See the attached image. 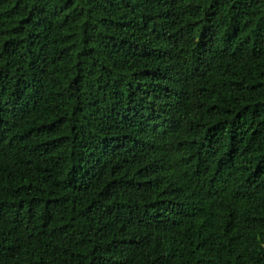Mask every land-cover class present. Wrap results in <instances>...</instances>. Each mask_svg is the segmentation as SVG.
Masks as SVG:
<instances>
[{
  "label": "trees",
  "instance_id": "16d2710c",
  "mask_svg": "<svg viewBox=\"0 0 264 264\" xmlns=\"http://www.w3.org/2000/svg\"><path fill=\"white\" fill-rule=\"evenodd\" d=\"M0 264H264V0H0Z\"/></svg>",
  "mask_w": 264,
  "mask_h": 264
}]
</instances>
